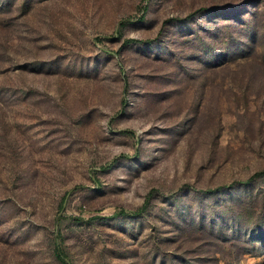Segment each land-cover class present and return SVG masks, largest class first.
<instances>
[{
    "label": "rangeland",
    "instance_id": "1",
    "mask_svg": "<svg viewBox=\"0 0 264 264\" xmlns=\"http://www.w3.org/2000/svg\"><path fill=\"white\" fill-rule=\"evenodd\" d=\"M0 264H264V0H0Z\"/></svg>",
    "mask_w": 264,
    "mask_h": 264
},
{
    "label": "trees",
    "instance_id": "2",
    "mask_svg": "<svg viewBox=\"0 0 264 264\" xmlns=\"http://www.w3.org/2000/svg\"><path fill=\"white\" fill-rule=\"evenodd\" d=\"M256 175H258V174L253 175L249 180H252V178H254ZM147 203H148V200H147V202H146L144 205H142L138 210L133 211V213H134V214H138V213L143 212V211L146 209V205H147ZM120 213L125 214V213H126V210L122 209L121 211L118 212V214H120ZM58 256H59L60 258H62V255L60 254V251H59Z\"/></svg>",
    "mask_w": 264,
    "mask_h": 264
}]
</instances>
